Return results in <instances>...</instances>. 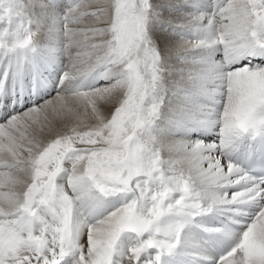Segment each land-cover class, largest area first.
Here are the masks:
<instances>
[{"label":"snow or ice","instance_id":"1","mask_svg":"<svg viewBox=\"0 0 264 264\" xmlns=\"http://www.w3.org/2000/svg\"><path fill=\"white\" fill-rule=\"evenodd\" d=\"M0 264H264V0H0Z\"/></svg>","mask_w":264,"mask_h":264},{"label":"bare ground","instance_id":"2","mask_svg":"<svg viewBox=\"0 0 264 264\" xmlns=\"http://www.w3.org/2000/svg\"><path fill=\"white\" fill-rule=\"evenodd\" d=\"M181 75L182 74L180 72L174 73L167 84L168 95L166 97V103H168L171 107H176L177 105H179L180 97L183 96V93L179 92Z\"/></svg>","mask_w":264,"mask_h":264}]
</instances>
